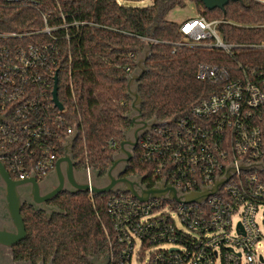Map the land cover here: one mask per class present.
Returning a JSON list of instances; mask_svg holds the SVG:
<instances>
[{
	"label": "built area",
	"instance_id": "2783aa9c",
	"mask_svg": "<svg viewBox=\"0 0 264 264\" xmlns=\"http://www.w3.org/2000/svg\"><path fill=\"white\" fill-rule=\"evenodd\" d=\"M43 18L45 27L37 32L48 35L79 25L63 16L52 26L49 14ZM180 24L190 42L226 52L233 47L222 39L217 19L199 14ZM56 51L47 43L0 45V159L16 180L54 172L73 134L64 108L53 101ZM237 68L240 75L233 76L200 63L197 78L217 89L188 116L153 125L138 141L142 160L153 167V186L165 183L184 196L213 189L230 172L231 177L202 203L143 201L123 191L107 196L109 229L122 263L264 264V64L238 62ZM86 171L91 185L92 169ZM87 192L94 202L91 188ZM109 256L112 264L113 252Z\"/></svg>",
	"mask_w": 264,
	"mask_h": 264
},
{
	"label": "trees",
	"instance_id": "16d2710c",
	"mask_svg": "<svg viewBox=\"0 0 264 264\" xmlns=\"http://www.w3.org/2000/svg\"><path fill=\"white\" fill-rule=\"evenodd\" d=\"M129 1L141 0H0V33H30L0 38V45L47 43L57 48L53 56L58 99L76 134L75 166L78 171L91 168L99 177L107 174L121 142L134 127L128 83L146 54L145 71L134 87L147 122L172 124L217 89L213 82L197 78L200 63L217 65L233 76L240 75L238 62L252 67L264 64V3L258 0H230L224 8L213 10L201 0H152L146 6ZM189 1L207 19L220 21L222 39L233 46L230 52L186 40L181 24L167 18L170 11ZM44 14L50 15L52 26L62 23L63 16L68 24L79 25L52 35L37 32L45 27ZM135 151L125 173L155 185L153 167L142 160L139 143ZM112 194H95L92 202L85 191L61 193L53 200L60 211L52 216L25 204L27 237L17 243L16 253L53 264H90V257L102 259L113 252L112 264H125L109 229L105 199Z\"/></svg>",
	"mask_w": 264,
	"mask_h": 264
},
{
	"label": "water",
	"instance_id": "95a60500",
	"mask_svg": "<svg viewBox=\"0 0 264 264\" xmlns=\"http://www.w3.org/2000/svg\"><path fill=\"white\" fill-rule=\"evenodd\" d=\"M201 1L204 3L207 9L213 10L215 8H221V9L224 8L225 5L230 0H201ZM146 58H147V54L145 58L138 60L137 65L139 70H137V72L132 74L129 78V83H128L129 92L133 98L131 104L133 113L131 115V119L133 121L134 127L130 131L132 137L131 138L127 137L126 140L121 142L120 152L116 156L114 163L110 166V168L107 171V174L105 175L108 178L109 183L104 186H99L96 182V177H99V173L94 172L93 170H92L93 183L91 185L87 182L86 170H84L86 174V180L83 183H79L75 179L74 176L75 161L73 159L72 148L76 134H73L68 139V142L65 145L64 156L58 160L55 169V172L58 174V176L61 179V183L59 187H57L53 191V193L44 197L43 199L37 198L39 195V190L38 189L35 190L36 193L33 199L39 201L38 203L44 204L45 205L44 210L46 211L51 210V212L54 213L52 209L46 205V201L48 199H51L53 196H55L57 193L63 190L64 181H65L62 172L63 164L66 165V169H67L66 178L73 188L72 192H78V191L87 192L89 191L90 188L94 194L123 191V192H130L132 195L143 201L151 198H164V199H176L177 201H187V202L196 201L202 203L206 200V198L210 194L216 193L219 190L220 186H222L231 177L230 174L231 172H230L227 174V177L225 179H221L213 189L210 190L205 189L204 192L202 193L194 192L183 196L178 193L176 188H174L171 185H165V183H158L156 186L148 187L147 184L143 183L144 178L142 176H138V175L126 176V177L116 176L114 171L119 165H123L120 174L125 173L127 163L133 157L132 150L135 149L136 146L138 145L139 138L144 133H146L153 125L160 123L156 120L151 122H147L143 120L141 113L142 98L134 87L136 81L140 79L141 75L145 71L144 62ZM57 86H58V81L56 76L54 90H53V101L55 105L62 110L63 105L58 99ZM120 154L123 156H120ZM0 179L1 181H3L4 184V191H5L6 199L8 201V214L11 218V224L15 229L14 231H9L6 228L0 229V243L6 244L8 246H13L27 237L24 216L21 213L24 203L22 202L18 187L23 183L31 182L33 183V185L36 186V188H38L39 184L35 176H32L25 180L14 181L11 174L9 173V171L7 170L6 166L4 165L1 159H0ZM90 264H110V257L106 256L105 258L102 259H98L97 257H94L93 260L90 261Z\"/></svg>",
	"mask_w": 264,
	"mask_h": 264
},
{
	"label": "flooded vegetation",
	"instance_id": "af4514ba",
	"mask_svg": "<svg viewBox=\"0 0 264 264\" xmlns=\"http://www.w3.org/2000/svg\"><path fill=\"white\" fill-rule=\"evenodd\" d=\"M131 137H132V134L130 133L128 138H131ZM132 155H133V157L131 158V160L133 158H135L137 155V152L135 151V149L132 150ZM120 156H123V155L120 154ZM128 163H127V165H128ZM122 167H123V165H119L115 169L114 173L116 174V176H124V177L136 176V175H132V174L128 175L127 173L120 174ZM62 172L64 175L63 177L65 178L63 190L61 192L57 193L51 199H48L46 201V205L49 206L54 213L59 212L60 210H59V207L53 203V200L61 193L73 191L72 186L70 185V183L68 182V180L66 178L67 169H66L65 164H63V166H62ZM74 176H75V179L79 183H83L86 180L85 172L80 171V170L78 171L76 166H74ZM13 180L18 181L15 178H13ZM37 181L39 184L38 188H36V186L33 185V183H31V182L23 183L18 187L22 202L24 203L23 207L25 204H27V205L32 206L36 211H45L47 215L52 216L54 213H52L51 210L50 211L44 210L45 205L38 203L39 201H36L33 198L35 197V193H36L35 190L36 189L39 190V195L37 197L38 199H43L44 197L53 193V191L57 187H59V185L61 183V179L58 176V174L54 171V172H51L50 174H48L43 179H40V180L37 179ZM96 182L99 186H104V185H107L109 183V180L106 176H101V177H96ZM143 183L148 185V183L145 181H143ZM23 207H22V209H23ZM21 213H22V211H21ZM48 213H50V214H48ZM3 228L8 229L9 231L15 230L11 224V218L8 214V201L6 199V195H5V191H4V184H3V181H1V179H0V229H3ZM16 245L17 244H15L13 246H8L6 244L0 243V264H53L52 260L46 261L44 258H42L41 260H38V261H34L32 259H25V258L19 257V255L16 253V249H15ZM93 258L94 257H90L89 260L92 261ZM110 264H111V258H110Z\"/></svg>",
	"mask_w": 264,
	"mask_h": 264
},
{
	"label": "rangeland",
	"instance_id": "374dc122",
	"mask_svg": "<svg viewBox=\"0 0 264 264\" xmlns=\"http://www.w3.org/2000/svg\"><path fill=\"white\" fill-rule=\"evenodd\" d=\"M152 3V0H141V1H129L127 4H131L134 6H146ZM199 14H203L197 4L193 1H189L185 7H177L169 12L167 18L172 21H176L178 23H182L185 20L191 18H197ZM210 17H214L210 15ZM237 219H235L236 221ZM109 256V255H107ZM99 259V258H98ZM135 262V259H134Z\"/></svg>",
	"mask_w": 264,
	"mask_h": 264
}]
</instances>
